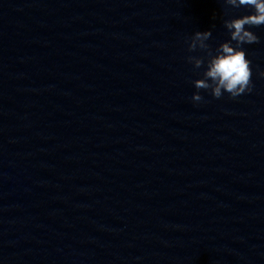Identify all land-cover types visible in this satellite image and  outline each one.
I'll return each instance as SVG.
<instances>
[{
  "label": "water",
  "instance_id": "obj_1",
  "mask_svg": "<svg viewBox=\"0 0 264 264\" xmlns=\"http://www.w3.org/2000/svg\"><path fill=\"white\" fill-rule=\"evenodd\" d=\"M189 40L0 0V264H264V60L194 102Z\"/></svg>",
  "mask_w": 264,
  "mask_h": 264
},
{
  "label": "clouds",
  "instance_id": "obj_2",
  "mask_svg": "<svg viewBox=\"0 0 264 264\" xmlns=\"http://www.w3.org/2000/svg\"><path fill=\"white\" fill-rule=\"evenodd\" d=\"M222 2L226 6L225 14H228L231 8L248 7L253 11L239 18L224 20V27L230 34V40L220 44L215 54L207 43L212 36L211 30L196 31L188 41L189 52L199 49L207 53L206 61L202 56L187 57L188 63L196 69L206 63L203 78L193 81L197 89L192 96L194 102L203 100L201 89L210 90L211 95L216 99L221 98L225 92L235 99L252 90L251 61L247 59L242 45L259 42V37L249 29L264 25V0H222Z\"/></svg>",
  "mask_w": 264,
  "mask_h": 264
}]
</instances>
